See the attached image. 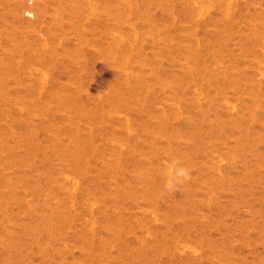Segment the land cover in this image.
<instances>
[{
	"label": "rangeland",
	"instance_id": "1",
	"mask_svg": "<svg viewBox=\"0 0 264 264\" xmlns=\"http://www.w3.org/2000/svg\"><path fill=\"white\" fill-rule=\"evenodd\" d=\"M0 264H264V0H0Z\"/></svg>",
	"mask_w": 264,
	"mask_h": 264
},
{
	"label": "clouds",
	"instance_id": "2",
	"mask_svg": "<svg viewBox=\"0 0 264 264\" xmlns=\"http://www.w3.org/2000/svg\"><path fill=\"white\" fill-rule=\"evenodd\" d=\"M172 174L165 183V189L167 191L175 190L180 184L186 181L190 176L188 168L181 166L179 161L171 163Z\"/></svg>",
	"mask_w": 264,
	"mask_h": 264
}]
</instances>
